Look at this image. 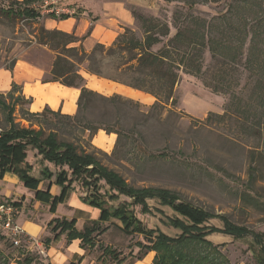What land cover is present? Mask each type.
Here are the masks:
<instances>
[{
    "label": "trees",
    "instance_id": "trees-1",
    "mask_svg": "<svg viewBox=\"0 0 264 264\" xmlns=\"http://www.w3.org/2000/svg\"><path fill=\"white\" fill-rule=\"evenodd\" d=\"M163 1L180 5L172 14L173 33L168 21L132 10V16L139 23L143 35L138 37L132 29L124 27L111 45L96 42L90 52L82 46L86 35L80 38L71 32L39 26L34 35L36 42L56 51L49 80L45 81H56L66 87L79 89L77 111L69 115L61 109L53 110L47 106L41 111H31L28 106L32 99L26 97L15 83L6 93L0 92V176L4 172L17 176L25 187L34 191L37 200L49 205L51 211H55V206L63 201L76 180L82 186L103 181L110 191H117L129 198L130 201L118 203L115 210L110 212L87 192L82 198L100 210L98 220L89 221L82 229L75 227V220L55 218L49 223L54 239L64 233L68 241L79 238L82 248H85L92 241L93 233L99 234L106 229H99L100 223L110 218L118 219L124 233L140 235L144 241L136 242L139 251L128 264L142 259L149 251L154 252L149 264H232L222 250L224 244H213L207 239L216 232L234 238L250 236L256 246L252 257L256 264H264V231L256 232L246 225L235 223L225 214H215L202 206L184 201L174 190L128 185L123 176L101 163L95 153L85 148L79 142L81 138L75 135L87 132L89 137L94 136L100 126L89 120L86 111L94 101L108 99L87 87L80 73L83 66L92 75L152 95L156 98L154 104H166L170 99L171 104L175 103L174 88L180 80V73L184 72L200 77L213 92L229 94L230 107L233 101L240 104L242 99L238 94L230 93L227 66L231 64L235 65V73L240 74L238 68L241 66L251 78L256 77L251 100L256 102V125L263 130L261 136L264 141V0ZM31 3V0H0V19H6L11 24L18 15L24 19H39L40 11L31 7ZM209 3L219 5L222 9L209 17L194 12L195 5ZM49 16L66 19L70 14ZM205 52L217 60L218 67L210 75L204 67ZM13 65L7 68L12 70ZM249 110L247 106L244 111L247 119L252 116ZM212 115L223 118L225 113H210L206 120L209 121ZM104 130L112 132L108 128ZM119 137L118 134L117 142ZM29 149L34 150L43 162L53 164L57 172L53 174L45 166L40 172L41 179L33 176L30 173L33 165L27 161ZM42 179H47V183L45 189L40 190L38 185ZM52 183L60 187L59 195L49 193ZM109 197L116 199L118 195ZM148 200H153L158 206L151 207ZM13 205L16 207L15 203ZM135 205L141 206L143 214L154 211L160 214L161 222L177 232L171 235L160 227L144 226L132 209ZM161 206L168 207L174 215H166ZM216 218L222 225L210 224ZM104 248L108 249L107 246ZM107 254L115 259L113 264L124 262L123 258L116 259L118 256L113 250H108ZM6 259L8 255L0 251V264H5Z\"/></svg>",
    "mask_w": 264,
    "mask_h": 264
},
{
    "label": "rangeland",
    "instance_id": "rangeland-1",
    "mask_svg": "<svg viewBox=\"0 0 264 264\" xmlns=\"http://www.w3.org/2000/svg\"><path fill=\"white\" fill-rule=\"evenodd\" d=\"M31 1L30 6L40 11L39 19H24L18 15L13 24L6 19H0V69L9 70L7 67L15 64L17 60H27L35 66L47 68L56 55V51L39 45L34 37L39 26L47 28L44 22L50 16L42 7L46 0ZM109 2H120L130 12L133 20L132 10L164 19L168 21L171 33L174 32L172 14L180 7L176 2L60 0L56 6L68 9L70 15L78 16L86 10L84 7L92 9L96 4ZM221 9V6L209 3L195 5L194 12L209 17ZM124 27L132 29L138 37L143 35L136 20L131 26ZM84 35L86 37L82 40V46L84 50L90 52L98 41L88 42L86 33L75 36L81 38ZM203 59L204 67L209 70L210 75L218 67L217 60L211 58L209 52L204 53ZM234 66L231 64L227 66L230 93L238 94L242 99L240 104L233 101L230 107L229 94L213 92L204 85L200 77L184 72L180 73V80L174 88L175 103L171 104L170 99L166 104H154L156 98L152 95L128 86L110 84L113 80L89 75L83 66L80 73L86 78L87 87L108 99L94 101L86 111L89 120L100 126L94 136L89 137L87 132L75 135L81 138L79 142L85 148L95 153L101 163L123 176L128 185L136 188L151 186L174 190L184 201L202 206L215 214H225L235 223L246 225L256 232L264 231V141L261 136L263 130L258 129L256 125L258 117L254 113L257 107L256 102L251 100L256 77L251 78L241 66L238 68L240 74H237L233 71ZM42 80H49V73L42 77ZM63 88L68 94L61 95L60 98L64 102V107L71 109L73 111L71 113L74 114L77 111L75 107L77 93L74 88L65 86ZM247 106L250 109L249 114L252 115L249 119L244 113ZM210 113L225 115L223 118L212 115L207 121ZM22 123L27 125L24 121ZM104 128L112 132L108 133ZM116 131L120 135L118 142ZM27 161L33 165V170H30L33 176L41 177L40 172L45 166L51 169L53 174L57 172L53 164L43 162L34 150L29 149ZM46 182L47 179L43 182V187ZM73 186L81 194L91 193L110 212L115 210L118 203L130 201L123 194L110 191L103 181L96 185L91 182L90 185L82 186L80 181L76 180ZM114 194H117L118 198L110 199L109 196ZM148 203L153 208L158 206L153 200H148ZM59 206L64 210L62 204ZM161 208L166 215H174L168 207ZM132 209L144 226L160 227L171 235L177 232L165 226L159 218L160 214L155 211L143 214L140 205H135ZM45 210L44 206L36 208L35 213L38 211L36 217L48 220L50 214ZM41 211L43 213L40 214ZM97 211L100 213L99 209ZM22 214L23 212L19 217ZM210 224L222 225L218 218L212 219ZM104 227L106 229L102 233H93L92 241H89L84 249L101 263H114L115 259L107 254L108 250H113L117 254L116 259L123 258L126 264L130 263L139 251L136 242H144L142 236L124 233L121 222L114 218L99 224V229ZM47 230L52 233L49 227ZM207 239L213 244H224L222 250L232 264H256L252 257L256 246L253 245L250 236L234 238L216 232ZM105 246L108 249H105ZM0 251L8 255L7 264L11 260H14L15 264H47L46 257L35 247L27 250L19 246L14 247L7 240L1 242L0 239Z\"/></svg>",
    "mask_w": 264,
    "mask_h": 264
},
{
    "label": "crops",
    "instance_id": "crops-1",
    "mask_svg": "<svg viewBox=\"0 0 264 264\" xmlns=\"http://www.w3.org/2000/svg\"><path fill=\"white\" fill-rule=\"evenodd\" d=\"M84 8L86 10L82 11L78 16L70 15L66 19L48 18L45 19L44 23L48 29L57 28L64 32H71L79 36L86 33L88 36L86 40L88 42L98 41L106 45L112 43L118 36L117 34L123 31L124 26H131L134 23L130 12L125 6H122L120 2L96 4L92 9H87V7ZM13 66L12 70L0 69V91H9L13 83H15L20 86L22 93L26 97L32 99L28 106L31 111H41L44 106H47L53 110L61 109L65 114H73L71 113L73 112L71 109L64 107V102L60 98L61 95L65 96L68 94L63 88L64 85L56 81L51 82L42 80V77L50 73L52 65H49L47 68H40L27 60H17ZM88 74L90 75V73ZM82 76L84 77V75ZM112 83L120 84L115 81L110 82V84ZM71 88H74L77 93L75 100L76 107L79 89L75 87ZM44 181L45 179L41 180L38 189H45L46 184L44 187L42 186ZM59 190L60 187L54 183L49 186V193L52 195H59ZM34 194V191L25 187L14 174L4 172L0 176V195L16 204V208H18L16 221L19 222L31 236H36L41 241L45 242L47 264H110L109 262H98L92 257V254H88L87 250L82 248L79 238L68 241L66 235L60 233V236L54 239V235L52 233L50 234L47 230L51 222L50 220L55 218L75 220V227L77 229H82L84 224L89 221L98 220V208L83 200L82 196L84 193L81 194L77 192L73 186L67 191L63 201L55 206V211H51L48 204H43L37 200ZM60 204H62L64 210H61ZM42 206L46 207L45 211L50 214L46 221L36 217L38 213V211L35 213L36 208H42ZM21 212H23V214L19 217ZM39 213L41 214L43 212L41 211ZM0 239L1 242L5 240L1 235ZM26 249L30 250L31 248L26 247ZM147 256H150L149 260L145 261ZM153 256L154 252L149 251L145 257L134 260L132 264H149ZM9 264H15L14 260H11ZM122 264H126V262L124 261Z\"/></svg>",
    "mask_w": 264,
    "mask_h": 264
},
{
    "label": "built area",
    "instance_id": "built-area-1",
    "mask_svg": "<svg viewBox=\"0 0 264 264\" xmlns=\"http://www.w3.org/2000/svg\"><path fill=\"white\" fill-rule=\"evenodd\" d=\"M60 0H46L43 4L44 12L59 17L61 14H69V10L57 7ZM18 208L13 202L0 195V235L10 241L14 247L36 248L39 253L46 257L43 241L36 236H31L25 228L16 221Z\"/></svg>",
    "mask_w": 264,
    "mask_h": 264
}]
</instances>
